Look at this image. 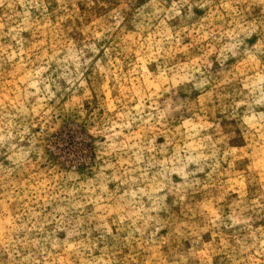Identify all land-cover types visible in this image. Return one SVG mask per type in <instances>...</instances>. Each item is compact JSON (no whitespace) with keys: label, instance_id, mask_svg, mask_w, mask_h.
Returning a JSON list of instances; mask_svg holds the SVG:
<instances>
[{"label":"rangeland","instance_id":"374dc122","mask_svg":"<svg viewBox=\"0 0 264 264\" xmlns=\"http://www.w3.org/2000/svg\"><path fill=\"white\" fill-rule=\"evenodd\" d=\"M0 264H264V0H0Z\"/></svg>","mask_w":264,"mask_h":264}]
</instances>
